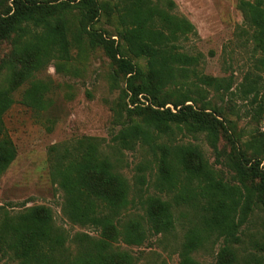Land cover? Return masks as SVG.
<instances>
[{
	"label": "trees",
	"instance_id": "trees-1",
	"mask_svg": "<svg viewBox=\"0 0 264 264\" xmlns=\"http://www.w3.org/2000/svg\"><path fill=\"white\" fill-rule=\"evenodd\" d=\"M236 6L247 25L253 71L233 87L230 78L201 71L200 53L182 50L195 35L192 24L152 0H0V46L8 47L0 58V176L16 156L2 117L23 85L18 103L46 110L48 86L35 76L45 66L63 72L74 46L97 48L109 61L112 82H123L110 107L107 143L80 136L47 148V175L62 193L61 214L70 224L97 229L98 236L68 235L43 205L16 213L0 206V258L11 264H135L117 243L137 246L148 233L163 238L178 224L177 264H201L195 255L213 249L214 264H264V236L243 231L255 213L264 216V131H250L243 140L227 130L221 108L208 98L211 92L248 100L254 121L264 111L254 73L264 69V0H237ZM99 17L114 23L113 34L92 29ZM141 58L143 67L133 63ZM177 135L202 136L233 183L218 177L198 145L177 142ZM220 138L228 147L221 154ZM123 151L150 158L134 168V193L144 172L156 192L138 197L141 214H129L134 202L119 171Z\"/></svg>",
	"mask_w": 264,
	"mask_h": 264
},
{
	"label": "rangeland",
	"instance_id": "rangeland-1",
	"mask_svg": "<svg viewBox=\"0 0 264 264\" xmlns=\"http://www.w3.org/2000/svg\"><path fill=\"white\" fill-rule=\"evenodd\" d=\"M44 1V0H42ZM153 3L168 13L189 21L195 35H189L181 43V48L188 54H201V71L214 77L230 78L232 86L238 84L251 67V43L248 29L237 0H152ZM170 2V4H169ZM114 24V23H113ZM111 21L99 17L93 22V30L113 34ZM7 44L0 46V58L6 53ZM69 67L57 72L48 64L35 74L48 86L46 97L48 105L44 111H34L18 103L23 85L13 92L14 103L4 113L2 119L6 131L16 149V156L5 172L0 176V206L9 213L22 211L33 205H43L50 209L54 224L68 235L84 233L92 238L98 236V230L89 226L70 224L61 214L62 193L49 181L47 175V148L50 145L78 138L91 136L103 139L107 143L111 132L110 107L123 88L120 77L115 82L110 79L112 73L109 61L100 49H81L74 46L70 51ZM139 67L144 66V59L133 60ZM260 77L256 88L258 98L264 99V69L254 72ZM208 98L219 106L225 126L229 131L239 133L244 140L250 131H264V111L260 119L251 120L247 114L248 103L236 96L209 93ZM143 99H140L142 102ZM177 142H189L198 145L218 177L233 183L232 173L222 166L221 157L215 156L205 144L202 136H176ZM219 154L227 151L224 139L217 144ZM120 173L132 188L130 198L133 204L129 214H141L138 197L156 193L152 187V177L144 172V183L139 193H134L135 165L141 160H150L147 154L135 151L122 152ZM129 212V211H128ZM127 219L126 216L122 221ZM244 233L264 236V216L255 213L243 227ZM181 226L176 224L175 231L163 238L160 235L147 234L140 245H116L128 251L136 258L135 264H177V246L181 240ZM214 249L195 255L201 264H214ZM0 264H11L6 257L0 258Z\"/></svg>",
	"mask_w": 264,
	"mask_h": 264
}]
</instances>
